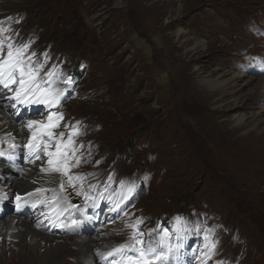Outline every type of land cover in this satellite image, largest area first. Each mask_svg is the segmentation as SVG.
<instances>
[{
    "label": "rangeland",
    "instance_id": "374dc122",
    "mask_svg": "<svg viewBox=\"0 0 264 264\" xmlns=\"http://www.w3.org/2000/svg\"><path fill=\"white\" fill-rule=\"evenodd\" d=\"M99 3L0 0V61L24 77L0 87L27 130L15 163L53 177L6 196V217L28 206L47 233L126 244L96 250L98 264H264V0H115L132 68L117 67L127 48L102 43ZM219 77L220 89L205 82ZM13 144L0 138V162ZM76 262L64 250L54 264Z\"/></svg>",
    "mask_w": 264,
    "mask_h": 264
},
{
    "label": "bare ground",
    "instance_id": "6f19581e",
    "mask_svg": "<svg viewBox=\"0 0 264 264\" xmlns=\"http://www.w3.org/2000/svg\"><path fill=\"white\" fill-rule=\"evenodd\" d=\"M182 31V29H179L178 35ZM211 81L219 89L225 84V80H222V77L214 78L213 80L205 78L206 83ZM260 84L263 87L264 80ZM214 93L217 94L218 92ZM69 96L70 94L65 98H69ZM6 97L7 95L0 91V138H7L14 142L12 148H15L13 153L17 154V158H13V163L0 162V199L4 200V203H0H2L1 206L5 212L4 216L0 218V255L1 257L7 255L4 264H16L17 255L21 252L30 253V257H32V260L25 264H54V262L58 263L61 260V253L64 250L72 252L77 264H98L96 250L104 254V252L106 253L115 247L125 246L126 244L119 245L120 243L112 246V239L116 238L112 236L105 239L99 238L97 234L74 235L68 238L56 236V234L45 232L40 226L39 220L37 222L36 219L28 218L26 214H11L6 217L7 208L5 201L8 200L6 196L14 195V198L17 199L20 196L35 194L41 188L48 187V182L53 180L52 176H47V170L40 161L34 164L22 165L21 167L18 166L19 162L15 163L16 161H21V155L17 152V147L21 146L27 139V130L11 114L4 101ZM238 119L239 122H242L245 120V115L239 116ZM33 134L35 132L29 133L30 136ZM61 155L64 161H67L65 157L72 159V156L66 151ZM68 168H71L70 164ZM3 177H8L9 181L3 183L1 181ZM74 204H77V201H74ZM124 227L121 221H118L110 226L111 232L109 233H115L117 230L124 229Z\"/></svg>",
    "mask_w": 264,
    "mask_h": 264
},
{
    "label": "flooded vegetation",
    "instance_id": "af4514ba",
    "mask_svg": "<svg viewBox=\"0 0 264 264\" xmlns=\"http://www.w3.org/2000/svg\"><path fill=\"white\" fill-rule=\"evenodd\" d=\"M116 8L117 7L115 5V0H100V3H99V19H100V26H101L100 37L102 39V43H104L107 48L109 47L110 40H112V42L116 44L114 54H119L122 51V49L127 48L124 54H121L117 57L116 60L119 63V64L117 63V67L120 68L122 64L129 63L132 68L133 66H136L138 64V60L131 59L132 56L130 54V51H132L133 49L130 46L131 45L129 41L130 37H128L125 34L123 26L120 24L119 19H117L115 16L114 11ZM171 22L174 23L173 21ZM169 24L170 22L165 24V27H168ZM110 31L113 33V35L109 34Z\"/></svg>",
    "mask_w": 264,
    "mask_h": 264
},
{
    "label": "snow or ice",
    "instance_id": "6c2138e0",
    "mask_svg": "<svg viewBox=\"0 0 264 264\" xmlns=\"http://www.w3.org/2000/svg\"><path fill=\"white\" fill-rule=\"evenodd\" d=\"M8 56H9V58H11L12 53L9 52ZM260 67L262 69H264V65H260ZM5 68L7 70H5ZM18 68H19L18 64L9 62L6 65L4 61H0V87L7 88V87H9L10 83H17V82H19L21 85H23V83H24L23 70L22 69L20 70V76L17 78L16 72H17ZM27 91L31 92L32 89L29 88ZM25 94H27V92ZM17 98H19V97H17ZM34 103L39 104V103H43V101L35 100ZM34 123H39V122L29 121V124H34ZM61 135H63V133H61ZM141 254H143V253L141 252Z\"/></svg>",
    "mask_w": 264,
    "mask_h": 264
}]
</instances>
